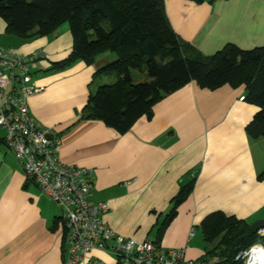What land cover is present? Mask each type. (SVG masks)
Returning <instances> with one entry per match:
<instances>
[{"label": "crops", "instance_id": "0c3cea01", "mask_svg": "<svg viewBox=\"0 0 264 264\" xmlns=\"http://www.w3.org/2000/svg\"><path fill=\"white\" fill-rule=\"evenodd\" d=\"M164 8L175 34L202 56L230 44L264 48V0H164ZM0 46L43 54L32 70L42 91L29 99L30 113L59 134L64 164L87 169L89 200L110 205L104 221L117 234L164 250L182 248L188 260L212 261L218 258L202 255L198 234L208 215L222 212L250 224L264 219V138L246 131L259 107L244 100V86L211 90L191 82L121 135L83 118L90 94L116 80L95 76L114 54L99 55L91 66L77 60L53 70L72 52L69 26L25 39L9 33L2 18ZM5 137L0 129V264H63L68 245L60 210L27 179ZM187 187V198L160 232L173 200Z\"/></svg>", "mask_w": 264, "mask_h": 264}, {"label": "trees", "instance_id": "16d2710c", "mask_svg": "<svg viewBox=\"0 0 264 264\" xmlns=\"http://www.w3.org/2000/svg\"><path fill=\"white\" fill-rule=\"evenodd\" d=\"M0 18L9 33L25 39L52 35L67 23L73 49L53 70L77 60L91 66L101 54L115 55L95 76L116 80L90 94L85 119L101 121L123 135L142 117L151 118L157 103L191 82L211 90L244 86V100L259 107L246 131L252 138H264V48L245 51L230 44L202 56L175 34L164 0H0ZM133 72L142 80L134 81ZM259 179L264 180V172ZM188 193V187L182 188L173 200L160 232ZM249 226L222 212L208 215L200 228L206 240L216 244L210 243L207 256L218 258L219 264H239L235 257L258 241ZM261 241L264 245V238Z\"/></svg>", "mask_w": 264, "mask_h": 264}, {"label": "built area", "instance_id": "2783aa9c", "mask_svg": "<svg viewBox=\"0 0 264 264\" xmlns=\"http://www.w3.org/2000/svg\"><path fill=\"white\" fill-rule=\"evenodd\" d=\"M42 56L41 52L21 55L0 46V129L6 132L5 145L27 179L61 211L68 245L63 264H219L217 259L188 260L182 248L164 250L154 242H137L106 224L104 216L111 207L90 202L92 184L87 169L64 164L59 134L36 122L30 113L29 99L42 91L32 73ZM194 233L192 229L190 236ZM256 235L258 241L235 257L237 263L264 264V228Z\"/></svg>", "mask_w": 264, "mask_h": 264}, {"label": "rangeland", "instance_id": "374dc122", "mask_svg": "<svg viewBox=\"0 0 264 264\" xmlns=\"http://www.w3.org/2000/svg\"><path fill=\"white\" fill-rule=\"evenodd\" d=\"M63 25H65V26H68V24L66 23V24H63ZM134 73V72H133ZM133 78H134V81H137V80H142V76L140 75V74H137V73H134L133 74ZM110 77H114V76H112V75H110V76H103L102 78H100V80H98V81H108V82H110V81H112L113 79H110ZM109 78V79H108ZM42 193V192H41ZM43 194V193H42ZM44 195V194H43ZM44 197H46V196H44ZM47 198V197H46ZM44 199V198H43ZM48 200H49V198H47ZM47 199H44L45 200V202H47L48 200ZM51 201V200H50ZM50 201H48V202H50ZM52 202V201H51ZM50 202V203H51ZM49 203V204H50ZM60 210V209H59ZM60 214H61V211H60ZM199 237H200V251L202 252V255L204 254L205 255V253L209 250V249H211V248H213V245H215L216 244V242H213V243H211V242H208L207 240H206V238H205V236H204V233H203V230L200 228V231H199ZM213 244V245H211V244ZM205 252V253H204Z\"/></svg>", "mask_w": 264, "mask_h": 264}, {"label": "water", "instance_id": "95a60500", "mask_svg": "<svg viewBox=\"0 0 264 264\" xmlns=\"http://www.w3.org/2000/svg\"><path fill=\"white\" fill-rule=\"evenodd\" d=\"M264 228V219L256 220L249 226L250 235H256L257 231Z\"/></svg>", "mask_w": 264, "mask_h": 264}, {"label": "bare ground", "instance_id": "6f19581e", "mask_svg": "<svg viewBox=\"0 0 264 264\" xmlns=\"http://www.w3.org/2000/svg\"><path fill=\"white\" fill-rule=\"evenodd\" d=\"M218 263H219V260H218Z\"/></svg>", "mask_w": 264, "mask_h": 264}]
</instances>
